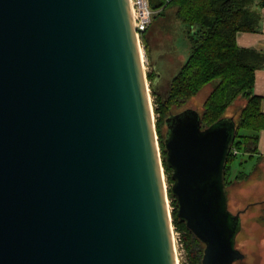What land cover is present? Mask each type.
Here are the masks:
<instances>
[{"label":"water","instance_id":"obj_1","mask_svg":"<svg viewBox=\"0 0 264 264\" xmlns=\"http://www.w3.org/2000/svg\"><path fill=\"white\" fill-rule=\"evenodd\" d=\"M131 0H0V264H178ZM232 117L188 108L164 144L201 264L244 258Z\"/></svg>","mask_w":264,"mask_h":264},{"label":"trees","instance_id":"obj_2","mask_svg":"<svg viewBox=\"0 0 264 264\" xmlns=\"http://www.w3.org/2000/svg\"><path fill=\"white\" fill-rule=\"evenodd\" d=\"M254 1L149 0L152 8H161V10L143 33L145 43H149L148 31L151 25L158 24L160 22L158 19L163 16L178 20L185 25V35L190 45V53L170 79L167 92L162 94L157 87L151 88L160 104L157 110L159 118L156 119V132L164 173L168 174L171 184L172 169L166 161L164 144L168 132V119L191 108L183 105L207 85H212V89L200 113L202 128L224 117L222 113L236 99L245 100L237 113V119L233 117L236 135L225 167L226 188L235 181L246 180L250 174L239 168L232 177L230 170L233 161L239 155L246 157L238 161L239 167L253 157L257 151L258 132L264 129V113L260 108V97L252 92L254 73L264 64V54L253 48L241 47L236 40L239 32L256 30L259 15L251 8ZM259 2L264 4V0ZM147 77L149 78L148 74ZM150 77L153 81L156 77L155 72L150 73ZM172 107L179 109L172 111ZM242 129L248 132L241 133ZM233 150L237 152L233 153ZM168 195L171 200L172 222L182 233V241L187 252L188 262L185 264H201L204 243L178 216V204L170 188Z\"/></svg>","mask_w":264,"mask_h":264},{"label":"rangeland","instance_id":"obj_3","mask_svg":"<svg viewBox=\"0 0 264 264\" xmlns=\"http://www.w3.org/2000/svg\"><path fill=\"white\" fill-rule=\"evenodd\" d=\"M147 3L151 7L149 0H147ZM156 10H159L160 12L161 8H157ZM159 12L154 14L150 22L151 24ZM158 20L160 22L156 25H151V28L148 31L149 43H145L142 33V42L140 44L143 49V52H141L144 57L145 72L146 75H149V78L147 77V83L155 118V125L156 119L159 118V112L157 110L160 104L157 95L153 94L150 87L152 81L150 73L155 72V79L157 78L160 80L157 89L164 94L167 92L170 79L178 71L179 67L187 59L190 53V45L185 35V25L182 22L169 17L164 18L163 16H160ZM160 24L162 26H160ZM211 89L212 85L205 86L183 106L191 107L201 113L203 103ZM244 102L245 100L242 98L236 99L224 110L222 115L232 118L235 117L237 119V113ZM177 109L179 108L172 107V111ZM240 132L244 133L248 131L242 129ZM244 158L246 157L239 155L237 159L233 161L230 170L232 177L239 168L248 172L252 170L253 161L250 160L239 167L238 161ZM254 174L255 175L252 179L235 181L227 187L229 209L234 211V213L241 211L242 216L241 230H239L236 235L235 246L245 254V257L242 260H238L233 264H264V167H258V170H256ZM165 183L168 190L171 187V182L166 173ZM168 201L170 205V198H168ZM170 209L172 210L171 205ZM173 230L180 264H185L188 260L187 252L182 241V233L176 229L174 225Z\"/></svg>","mask_w":264,"mask_h":264},{"label":"crops","instance_id":"obj_4","mask_svg":"<svg viewBox=\"0 0 264 264\" xmlns=\"http://www.w3.org/2000/svg\"><path fill=\"white\" fill-rule=\"evenodd\" d=\"M255 0L251 8L259 15V21L254 31H242L237 34L236 40L239 46L253 48L264 54V4ZM160 80L154 79L150 87H159ZM252 92L260 97V108L264 113V64L257 68L254 73V84ZM165 94V93H164ZM253 161L252 170L249 171L247 179H252L258 167H264V129L258 132L257 151L247 161ZM246 161V162H247ZM248 173V171H245ZM232 209V208H231Z\"/></svg>","mask_w":264,"mask_h":264},{"label":"built area","instance_id":"obj_5","mask_svg":"<svg viewBox=\"0 0 264 264\" xmlns=\"http://www.w3.org/2000/svg\"><path fill=\"white\" fill-rule=\"evenodd\" d=\"M131 3L133 7L134 25L141 44L142 33H144L145 29L150 24L154 14L159 12V10L152 9L147 3V0H131ZM236 152V150H233V153Z\"/></svg>","mask_w":264,"mask_h":264},{"label":"bare ground","instance_id":"obj_6","mask_svg":"<svg viewBox=\"0 0 264 264\" xmlns=\"http://www.w3.org/2000/svg\"><path fill=\"white\" fill-rule=\"evenodd\" d=\"M131 6H132V3H131ZM132 13H133V7H132ZM133 18H134V15H133ZM139 46H140V54H141V59H142V63H143V67H144V70H145V65H144V57L142 55V52H143V49L140 45V41H139ZM142 51V52H141ZM148 92H149V88H148ZM149 97H150V93H149ZM150 102H151V98H150ZM152 104V103H151ZM154 115V114H153ZM155 119V118H154ZM157 139H158V136H157ZM160 147V145H159ZM160 149V148H159ZM160 155H161V151H160ZM163 176H164V182H165V173H164V167H163ZM165 187H166V183H165ZM167 189V188H166ZM168 191V190H167ZM172 230H173V227H172ZM173 237H174V230H173ZM174 246H175V251H176V258H177V263L180 264V261H179V258H178V253H177V250H176V242H175V237H174Z\"/></svg>","mask_w":264,"mask_h":264},{"label":"flooded vegetation","instance_id":"obj_7","mask_svg":"<svg viewBox=\"0 0 264 264\" xmlns=\"http://www.w3.org/2000/svg\"><path fill=\"white\" fill-rule=\"evenodd\" d=\"M228 117H229V116H228ZM228 203H229V201H228ZM240 230H241V228H240ZM240 260H242V259H240ZM236 261H237V260H236ZM236 261H234V262H236ZM234 262H233V263H234ZM233 263H232V264H233Z\"/></svg>","mask_w":264,"mask_h":264}]
</instances>
